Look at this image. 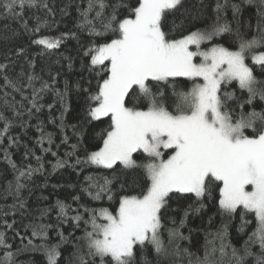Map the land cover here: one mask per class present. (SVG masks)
I'll use <instances>...</instances> for the list:
<instances>
[{
    "label": "snow or ice",
    "instance_id": "snow-or-ice-1",
    "mask_svg": "<svg viewBox=\"0 0 264 264\" xmlns=\"http://www.w3.org/2000/svg\"><path fill=\"white\" fill-rule=\"evenodd\" d=\"M183 5L184 0H87V7L78 9L77 27L104 41L94 40L84 53L90 57V70L96 71L99 78L94 92L85 89L89 93L85 117L89 122L107 118L108 123L97 133L101 143L88 151L83 161L77 157L76 164L113 173L85 177L88 186L84 191L93 200L106 196L113 201L114 181H119L122 194L114 210L85 207L87 220L79 213L71 217L75 227L82 220L86 225L84 235L78 238L81 243L73 253L76 264H152L145 255L148 246L154 249L158 260L183 254L193 264L194 254L175 243L185 239L179 228L168 230L165 244L162 210L168 206L172 194H192L201 202L200 207H204L203 199H211L214 192L218 194L216 203L222 214L232 217L239 213L241 232L253 223L248 216L254 218L255 227L238 248L228 239L225 225L214 234L218 247L215 243L210 250L205 247L203 258L195 257V264H264V110L244 111L245 104L252 105L257 97L264 101V80H259L253 66L247 63L250 58L252 65L264 71V51H257L264 48V0H259L262 10L256 33L246 38L237 32L234 49L215 43L201 47L214 37L231 32L224 15L227 0L224 3L216 0L215 18L210 25L174 38L170 31H165L166 21ZM37 6L52 11L44 0H0V15L21 21L25 31L38 33L42 25L47 26V21L35 17V27L29 28L23 19L26 8ZM231 8L233 16L240 11L238 4H232ZM67 35L75 36L74 33L41 36L32 43L55 50ZM7 68V64H0V71L6 72ZM23 75L20 73L16 79L4 75V86L27 99L23 97L25 85L20 79ZM177 78H187L191 87L178 88ZM39 79L33 74L27 76V87L32 88L31 106L37 112L43 107L38 104L40 93L51 87L43 81L36 89L33 82ZM52 80L54 83L55 77ZM233 82L247 93L243 102L237 100L234 91L224 90ZM53 90L61 104H65L68 82L65 81L64 92ZM229 101H236L237 107H230ZM9 107L16 112L15 105ZM48 107L51 109L52 105ZM0 119L4 120L0 131L3 136L11 121L2 112ZM60 127H64L63 112ZM47 137L51 143V134ZM43 140L41 136L40 143ZM67 140L65 136L63 142ZM71 147L73 152L66 156L75 154L77 145ZM5 158H8L6 151ZM36 160L39 163L41 158ZM9 163L19 174L14 183L8 182L5 192L24 207L22 190L26 185L21 180L30 179L43 165L36 169L29 165L25 171L17 169L13 161ZM66 163L57 160L54 168L64 167ZM118 170L120 175H116ZM11 207L15 208L16 204ZM56 207L58 219L67 218L70 205L58 200ZM189 209L185 210V216ZM183 223L181 220V226ZM5 224L12 227L6 221ZM49 227H33L32 236L46 240ZM58 235L61 243L65 242L63 233ZM29 246L33 251H43L47 264H58L60 244L34 245L29 240L26 247ZM0 249H4L0 264H15L20 249L11 250L3 231H0Z\"/></svg>",
    "mask_w": 264,
    "mask_h": 264
},
{
    "label": "trees",
    "instance_id": "trees-1",
    "mask_svg": "<svg viewBox=\"0 0 264 264\" xmlns=\"http://www.w3.org/2000/svg\"><path fill=\"white\" fill-rule=\"evenodd\" d=\"M44 2L48 4L51 12L37 6L31 9L26 8L23 15L29 28L35 27V17L48 22L47 26H41L38 33L25 31L21 21L0 15V64L8 65L6 72L0 71V112L11 121L8 132L0 136V231L6 233L13 252L20 249L15 257V264H47L43 251H33L30 246L26 247L29 240L34 245L60 244L61 256L58 264H76L73 253L77 245L81 243L78 238L84 235L86 225L82 220L79 227H75V221L71 217L79 213L84 220H87L88 214L84 211L85 207L97 209L107 207L114 210L118 207V198L122 194L119 181H114L112 187L115 199L113 201H109L106 196L99 201L93 200L84 191L88 186L85 177L112 176L113 173L111 170L96 166L76 164L77 157L83 161L86 153L95 150L101 143L97 133L108 123L107 118L89 122L85 117L89 94L85 89L94 92L99 78L96 71L90 70V57L85 56L84 53L94 40L97 43L104 41L89 36L86 30L77 27L80 21L78 9L86 8L87 0H44ZM220 2L224 3L225 0ZM227 4L224 15L230 23L231 32L214 37L211 42H205L202 48L210 47L215 43L234 49L237 44V32L246 38H251L256 33L259 13L262 10L259 8V0H251V2L227 0ZM232 4L240 6V11L235 16H233ZM215 5L216 0H184L183 7L168 16L165 31H170L174 38H180L189 31L204 29L215 18ZM71 33L75 36L67 35L61 46L55 50H46L43 46L32 43L34 39L41 36L59 37L61 34ZM257 51H264V48ZM247 63L253 66L257 78L264 80V71L259 66L252 65L250 58ZM22 72L24 75L20 79L25 85L23 97L27 99H23L20 92L4 86V75L16 79ZM29 74L41 77L33 82L36 89L40 88L43 81L51 85L48 90L40 93L41 98L38 104L43 107L39 112L31 106L32 88L27 87ZM53 77H55L54 83ZM65 81L68 82V92L65 104H61L53 89L64 92ZM177 84L178 88L184 90L191 87V81L186 78H177ZM224 90L234 91L240 102L247 98V93L242 92L236 82L228 85ZM5 93L8 95L5 96ZM168 94L171 95V89H168ZM5 99H7V105ZM10 105H15L16 112L12 111ZM48 105H52V108L49 109ZM229 106L236 108V101H229ZM253 108L256 111L264 110V101L257 97L252 105L245 104L244 111H251ZM30 109L31 114H29ZM62 112L63 129L60 127ZM237 112H239L238 108ZM73 125L76 127L73 128ZM3 127L4 120L0 119V131H3ZM247 131L250 134V130ZM49 133L51 143L48 142L47 134ZM41 136H44L43 143H40ZM65 136L68 137L67 143L63 142ZM73 144L77 145L75 154L66 156V153L73 152L71 147ZM44 149H50V151H44ZM36 157L41 158L39 163ZM137 158L142 157L137 156ZM9 160L16 164L17 169L25 171L29 165L33 169L40 168V164L43 165L40 171L33 172L30 179L22 178L21 180L26 185L22 190L24 207H20L16 199L5 192L8 182L14 183L15 177L19 174L11 167ZM57 160H65L67 163L64 167L54 168ZM116 175H120L119 170ZM73 197H80V199L74 200ZM217 197L218 194L215 192L211 199L205 197L202 201L204 207H200L201 202L197 201L192 194H172L168 206L162 210V238L165 244L167 245L168 241V230L179 228L185 239L177 240L175 243H178L181 249L186 248L194 254L193 264H195V257L203 258L205 247L210 250L213 243L218 247L219 241L214 240V234L225 225L228 239L238 248L243 245L248 234L255 227L254 218L248 216L247 219L252 220L253 223L241 232L239 213L232 217L222 214L218 210ZM58 200L70 205L71 210L67 218L58 219L59 210L56 207ZM13 204H16L15 208L11 207ZM190 205L191 209H189ZM186 209H189L187 216H185ZM42 212H44L43 215ZM181 220L184 222L183 226L180 224ZM5 221L12 227L8 228ZM38 225H51L46 230V240L32 236L33 227ZM59 233H63L65 242L61 243ZM256 250L258 251V247ZM3 252L4 249H0V256ZM145 255L152 264H189V257L183 254L179 257L169 256L158 260L151 246L145 250Z\"/></svg>",
    "mask_w": 264,
    "mask_h": 264
},
{
    "label": "rangeland",
    "instance_id": "rangeland-1",
    "mask_svg": "<svg viewBox=\"0 0 264 264\" xmlns=\"http://www.w3.org/2000/svg\"><path fill=\"white\" fill-rule=\"evenodd\" d=\"M203 45V44H202ZM202 47V46H201ZM197 59V62H198V60H199V58H196ZM187 79V78H186ZM166 155H167V153H166Z\"/></svg>",
    "mask_w": 264,
    "mask_h": 264
}]
</instances>
